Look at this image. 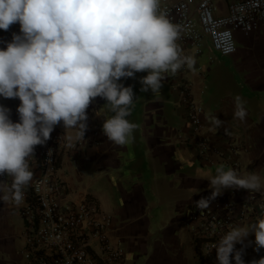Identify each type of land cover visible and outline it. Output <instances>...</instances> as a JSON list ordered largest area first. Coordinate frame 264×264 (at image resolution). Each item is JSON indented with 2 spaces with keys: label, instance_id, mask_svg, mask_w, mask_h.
<instances>
[{
  "label": "crops",
  "instance_id": "crops-1",
  "mask_svg": "<svg viewBox=\"0 0 264 264\" xmlns=\"http://www.w3.org/2000/svg\"><path fill=\"white\" fill-rule=\"evenodd\" d=\"M233 1L217 0L216 15H227ZM13 34H20L19 24L0 30V49H6ZM236 38L238 49L232 56L213 50L209 37L199 47L184 45L183 54L194 57L195 65L167 74L159 95L141 92L140 79L147 73L121 81L125 87L132 86L136 96L128 117L139 125L132 144L117 146L108 141L103 124L112 113L104 108L107 101L99 97L87 110L83 146L72 150L69 145L79 140L74 131L65 132L63 127L58 176L68 187V201L89 198L112 216L111 241L123 249L126 264H201L200 243L193 235L189 213L202 197L211 196L209 181L217 168H230L219 162L216 153L232 155L230 142L239 146L243 175L258 174L264 183V31L249 35L238 31ZM187 87L204 110L203 123L212 147L205 155L185 142L193 132L184 102ZM236 97L247 111L244 121L234 116ZM0 105L10 109L13 120L20 101L0 97ZM213 117L223 124L216 127ZM39 174L34 171L31 182ZM11 180L0 176L7 185ZM246 197L242 191L234 199ZM228 199L224 191L210 206L225 205ZM21 206L12 199H0V264H29ZM254 223L250 220L238 227ZM254 241V235H249L235 246L244 264L264 258V248L256 251Z\"/></svg>",
  "mask_w": 264,
  "mask_h": 264
},
{
  "label": "clouds",
  "instance_id": "clouds-1",
  "mask_svg": "<svg viewBox=\"0 0 264 264\" xmlns=\"http://www.w3.org/2000/svg\"><path fill=\"white\" fill-rule=\"evenodd\" d=\"M161 0H0V30L19 24L6 49H0V97L18 99L19 122L0 105V199L24 201V189L33 180L29 161L37 146L51 138L62 123L84 141L87 110L97 97L107 101L111 116L103 133L117 146L134 142L138 124L128 117L136 98L132 86L122 80L140 79L141 92L159 95L167 74L184 66L192 69L195 58L183 54L178 44L181 28L160 9ZM234 116L244 121L247 111L240 97ZM216 127L223 121L212 118ZM71 146V145H69ZM52 153L49 150L48 155ZM211 196L196 202L209 208L227 189L258 192L264 188L255 173L240 175L223 166L209 181ZM215 225H213V229ZM254 235L256 251L264 248V218L227 232L216 247L218 264H244L242 244ZM253 264H264V258Z\"/></svg>",
  "mask_w": 264,
  "mask_h": 264
},
{
  "label": "built area",
  "instance_id": "built-area-1",
  "mask_svg": "<svg viewBox=\"0 0 264 264\" xmlns=\"http://www.w3.org/2000/svg\"><path fill=\"white\" fill-rule=\"evenodd\" d=\"M216 1L161 0V11L181 28L178 44L182 49L186 44L199 47L204 37H209L213 50L223 56H232L238 49V31L245 35L264 31V0H235L229 5V13L225 16L216 15ZM184 102L193 131L185 142L194 146L200 155H205L212 147L203 123V107L192 99L188 87ZM12 121L19 122L18 113H15ZM63 142L61 123L55 127L45 145L36 147L35 157L29 161L30 169L40 173L24 189L20 209L26 223L24 254L29 264H126L123 249L114 246L111 241L112 216L89 198L79 202L68 201V187L58 176ZM85 142L84 138V141H78L70 148L78 149ZM238 147L232 141L228 147L232 155L224 151L216 153L220 163L243 175L237 157ZM49 150L52 151L50 156ZM242 191L245 190L227 189L225 193L229 199L225 205L216 204L206 209L196 206L190 211L188 220L196 241L200 243L201 264H218L215 249L227 232L250 220L257 222L264 218V191H245L246 198L235 200Z\"/></svg>",
  "mask_w": 264,
  "mask_h": 264
},
{
  "label": "rangeland",
  "instance_id": "rangeland-1",
  "mask_svg": "<svg viewBox=\"0 0 264 264\" xmlns=\"http://www.w3.org/2000/svg\"><path fill=\"white\" fill-rule=\"evenodd\" d=\"M228 1H233V0H228ZM217 61L221 62V60H217Z\"/></svg>",
  "mask_w": 264,
  "mask_h": 264
}]
</instances>
